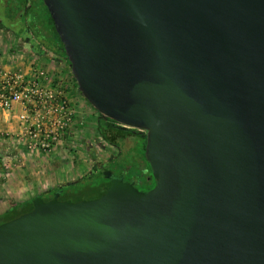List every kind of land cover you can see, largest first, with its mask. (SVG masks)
Instances as JSON below:
<instances>
[{"label": "water", "instance_id": "95a60500", "mask_svg": "<svg viewBox=\"0 0 264 264\" xmlns=\"http://www.w3.org/2000/svg\"><path fill=\"white\" fill-rule=\"evenodd\" d=\"M41 2L81 97L144 132L154 185L34 197L0 264H264V0Z\"/></svg>", "mask_w": 264, "mask_h": 264}, {"label": "rangeland", "instance_id": "374dc122", "mask_svg": "<svg viewBox=\"0 0 264 264\" xmlns=\"http://www.w3.org/2000/svg\"><path fill=\"white\" fill-rule=\"evenodd\" d=\"M29 49L24 40L0 27V64L3 66L7 64L10 68L18 63L23 69L31 66V68L41 67L45 70L50 79L59 83V86L63 87L67 93L69 107L74 116L73 125L69 129L70 134L61 146L46 155H24L20 158L12 152L8 143H1L0 164L4 172L0 173V212L2 207H10L20 200L35 196L44 197L47 190L45 191L41 183L43 181L47 185L45 181L48 178L57 181L59 177L62 182L56 184L54 182V186L58 187L69 181L91 176L96 165H103L113 158H115L114 163L110 164L112 170L119 165L132 167L140 146V142L133 137L134 135L123 140H115L119 148L103 141L96 130L97 121L102 120L103 117L81 97L65 60L49 51H45L42 55H34ZM115 126L129 129L119 125ZM131 131L144 135V132L139 130L131 129ZM141 164L144 171L143 176L148 177L150 173L148 174L146 164ZM130 172L135 175L133 178H138L135 173L142 171L138 172L132 167ZM93 179L89 177L84 179V182L92 184ZM125 179L127 180L128 177ZM24 187H28L31 191L27 194L18 192V189ZM71 189L72 187H67L65 191L73 192ZM94 196L93 190H86L79 193L77 199L90 200ZM60 197L62 198V195ZM27 207L26 205L24 208Z\"/></svg>", "mask_w": 264, "mask_h": 264}, {"label": "built area", "instance_id": "2783aa9c", "mask_svg": "<svg viewBox=\"0 0 264 264\" xmlns=\"http://www.w3.org/2000/svg\"><path fill=\"white\" fill-rule=\"evenodd\" d=\"M0 113L15 123L0 131V145L8 143L20 158L46 155L61 146L74 119L64 88L41 67L31 66L0 64Z\"/></svg>", "mask_w": 264, "mask_h": 264}, {"label": "trees", "instance_id": "16d2710c", "mask_svg": "<svg viewBox=\"0 0 264 264\" xmlns=\"http://www.w3.org/2000/svg\"><path fill=\"white\" fill-rule=\"evenodd\" d=\"M2 2H5L8 6H10L7 12H9L13 18L20 17L22 20L25 19L27 20L28 22L27 31L29 32L27 35L28 36L27 39L28 41L31 42V44L36 42L37 45L33 46L34 49H32V51L35 54L42 55L45 51H49L55 54L56 56L62 57L65 60L66 64L68 65L64 57V54L62 52V45L58 39V36L54 31L53 24L49 18L46 9L42 5L41 0H0V3ZM16 36L18 37V35ZM115 125L117 124L105 118H103L102 120H98L96 124V130L98 132V135L102 138L103 141H105L109 145H112L115 148H119L118 145L114 142L115 140L117 139L123 140L126 137L134 135L133 137L140 142L139 143L140 146L136 153V157L132 167H134L136 171L137 169L139 170L141 163L146 164L144 160V145H145L144 135L140 133L139 134L134 132L132 133L131 129H123ZM114 159L115 158H113V163H114ZM112 165L106 164L105 166L109 168L112 167ZM107 167L105 168L107 169ZM132 167L128 165H119L116 166V168L113 169V171L118 174L124 173L126 175L127 172H129ZM3 172L4 169L0 164V173ZM132 173L133 172H130V175H132ZM101 174L102 173L98 172L96 168H93V172L91 176H89L90 178L92 177L94 178L92 184L84 182V179H87L89 177H83L79 180L69 181L63 185L48 190L43 198H48L50 193L56 192L60 194L59 196L62 195V198L61 197L59 198L61 200L71 199V202H77L80 201V199H77V195L86 190H93L95 194L94 198H98L104 192L102 188L103 185H107V181H105V179L101 177ZM151 181L153 185L154 181L152 179ZM67 187H72L71 190H73V192L65 191V188ZM33 198L34 197H32L31 199ZM31 199H29L24 204L15 205L4 211L0 215V223L11 220L23 213L30 211ZM26 205L28 207L24 208Z\"/></svg>", "mask_w": 264, "mask_h": 264}, {"label": "flooded vegetation", "instance_id": "af4514ba", "mask_svg": "<svg viewBox=\"0 0 264 264\" xmlns=\"http://www.w3.org/2000/svg\"><path fill=\"white\" fill-rule=\"evenodd\" d=\"M9 7L10 6H8L5 2L0 3V27L3 28L4 31L9 32L12 35H15V36L18 35V37L17 36L16 37L19 39L21 38L22 40L25 41V44L30 48L29 51H31L34 55H37L32 51V49H34L33 46L37 45L36 42L31 44V42L28 41L27 39L28 37L27 35L29 33L27 31V27H28L27 20L26 19L22 20L20 17L13 18L12 15L9 12H7ZM111 163H113V159L108 160L103 165H96L97 171L102 173L101 177L104 178L105 181H107V185H103L102 187L103 190L109 185L108 179L114 178V177L121 178L123 182H132L133 187L140 192H146L153 187L154 184L152 185L150 175L148 177L143 176V172H144L143 169L141 168H139V170L137 169L138 172L139 171H142V172L135 173L138 175V178H133V176L135 175H130L129 172H127L126 175L124 173L118 174V173H115L110 167L108 168L107 166H105L106 164L110 165ZM105 167H107V169ZM104 171L107 172L106 175L104 174ZM125 177H128V179L126 180ZM51 194L52 193L49 194L48 198L41 197L42 200H45V201L49 200L51 198ZM59 195H58L59 201H64V200L71 201V199L61 200L59 199Z\"/></svg>", "mask_w": 264, "mask_h": 264}, {"label": "crops", "instance_id": "0c3cea01", "mask_svg": "<svg viewBox=\"0 0 264 264\" xmlns=\"http://www.w3.org/2000/svg\"><path fill=\"white\" fill-rule=\"evenodd\" d=\"M7 65V64H6ZM6 65H4V66H6ZM8 66V65H7ZM20 65L17 63V64H13V66H11L10 68H14V67H19ZM18 111V109H16V112ZM14 126H15V123H14V121H13V119L11 118H8V116H6V115H4V114H2V113H0V131H2L3 129H13L14 128ZM45 182H47V185H45L44 184V182L42 181V183H41V185L43 186V188L45 189V191L47 190H50V189H52L53 187H56V186H54V182H55V184L56 183H60V182H62V181H60V179H59V177H58V179H57V181L56 180H54V179H51V178H48V179H46V181ZM51 187V188H50ZM50 188V189H49ZM31 191V189H29L28 187L27 188H23V189H18V192H25L26 194L28 193V192H30ZM46 191V192H47ZM45 192V193H46ZM36 197V196H35ZM32 197H29V198H27V199H25V200H20V201H18L17 203H15V204H13L12 206H10V207H7V208H1L2 209V211L0 212V215L4 212V211H6L7 209H9V208H11V207H13V206H15V205H18V204H24V203H26L29 199H31Z\"/></svg>", "mask_w": 264, "mask_h": 264}]
</instances>
